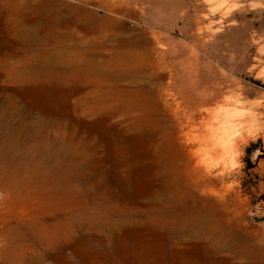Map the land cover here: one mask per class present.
Returning a JSON list of instances; mask_svg holds the SVG:
<instances>
[{
    "label": "rangeland",
    "instance_id": "rangeland-1",
    "mask_svg": "<svg viewBox=\"0 0 264 264\" xmlns=\"http://www.w3.org/2000/svg\"><path fill=\"white\" fill-rule=\"evenodd\" d=\"M106 1L0 0V256L6 245L33 239L74 248V264H264V0ZM36 7L45 10L42 37L81 38L89 53L110 55L128 39L151 42L134 50L146 83L169 81L176 60L197 87L229 85L241 94L211 107V115L232 110L243 120L246 142L234 165L192 145L203 165L178 175L183 196L170 205L157 194L155 174L175 159L166 138L155 156L150 119L123 128L131 120L120 106L106 108L103 85H91L86 73L59 79L8 67L26 60L12 48L24 44L19 24L35 25ZM89 19L92 33L81 28ZM206 169L228 174L203 194ZM199 214L198 225L179 221Z\"/></svg>",
    "mask_w": 264,
    "mask_h": 264
},
{
    "label": "bare ground",
    "instance_id": "bare-ground-1",
    "mask_svg": "<svg viewBox=\"0 0 264 264\" xmlns=\"http://www.w3.org/2000/svg\"><path fill=\"white\" fill-rule=\"evenodd\" d=\"M109 11V9L106 10V12ZM32 12L36 16H34L35 25L28 27L25 24L23 26V23L19 24L24 44H17L12 48L15 52L22 53L26 60L9 63L8 67L16 68L18 66L26 74L29 72L41 73L47 77L59 79H66L71 74L86 73L91 85H103L102 100H105L106 108L111 109L112 106H120L121 110L118 111V114L120 116L124 114L125 121L131 120L130 123L123 125V128L136 129L150 119L153 127L150 145L155 148V156H159L164 145L162 138H166L168 140L166 150L175 159L173 164L169 165L170 167L165 164L159 165L155 174V177L160 179L158 182L160 190L157 189V194L159 192L160 196L163 195L168 198L170 205L177 203L178 198L183 196L179 187L182 181L178 175L184 171H199L203 165L200 158L196 159L195 155L198 151H194L192 145L201 143L205 152H208L211 157L221 160L224 167L227 164L234 165L240 154V145L246 142L243 120L241 118L234 120L235 113L231 109V111H226L224 116L215 115V113L211 115V107H216L221 101L225 105H231L241 99V94H237L229 85H225V87L214 84L202 88L197 87V80L192 74L193 71L188 70L189 68L185 65L183 66L182 61L176 63V60L174 61L175 66L181 64L178 66L175 75L167 78L169 81L165 83V77L155 76L147 84L144 80L146 78L144 72L142 73V70L138 68L141 54L134 53V50L142 44L150 46L151 42L145 40V42L140 43L139 40L129 41L128 39V41H121L117 50L113 49L110 55L104 52L108 56L100 52L89 53L88 46L83 45L84 42L80 41L81 38L72 39L67 44L64 40L51 41L52 31L46 32V36L42 37V29L38 22L45 10L42 7H36ZM103 18L106 23H111L109 16ZM93 21L90 19L86 21L87 25L82 26V30L86 33H92L94 30ZM110 26L112 25L110 24ZM152 37L156 38L157 35L152 33ZM158 62H156L157 66ZM168 63L166 62V65ZM172 63L171 61V67ZM190 69H193L192 66ZM160 70L161 72L164 71L163 69ZM227 93L230 96L224 97L223 95ZM165 96L173 98L171 100L174 103L173 106L171 101L170 103L167 102ZM162 107L163 109L167 108L170 112L168 118L163 115ZM204 115L207 116L206 119H204ZM105 135L106 146L109 147L111 144L109 128L105 130ZM180 161L183 162L182 165H180ZM205 173L209 182L203 184V194L209 185L213 184L210 182L211 180H222L226 172L222 169L213 175L209 169H206ZM174 175L175 178H173ZM180 220V223L198 225L202 222L203 216L201 217L200 214L198 216L186 215ZM17 234L19 235V233ZM88 249L99 250L97 247H89ZM100 250L111 249L102 246ZM75 253L76 250L72 247L53 248L41 241L38 244L33 242V239H22L11 245H6L4 249L2 248L0 259L2 264H44L47 260L53 264H74Z\"/></svg>",
    "mask_w": 264,
    "mask_h": 264
}]
</instances>
